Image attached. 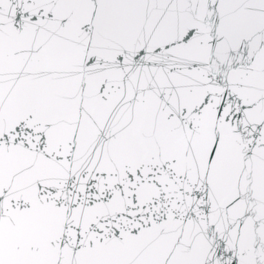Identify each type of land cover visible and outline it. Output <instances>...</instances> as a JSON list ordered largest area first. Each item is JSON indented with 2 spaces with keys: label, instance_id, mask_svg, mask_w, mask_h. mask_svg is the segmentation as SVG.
Wrapping results in <instances>:
<instances>
[{
  "label": "snow or ice",
  "instance_id": "obj_1",
  "mask_svg": "<svg viewBox=\"0 0 264 264\" xmlns=\"http://www.w3.org/2000/svg\"><path fill=\"white\" fill-rule=\"evenodd\" d=\"M0 264H264V0H0Z\"/></svg>",
  "mask_w": 264,
  "mask_h": 264
}]
</instances>
